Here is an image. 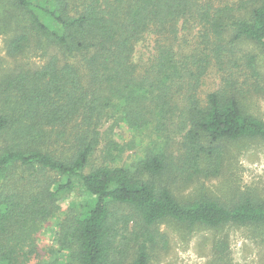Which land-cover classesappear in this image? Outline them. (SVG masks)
<instances>
[{
	"label": "trees",
	"instance_id": "obj_1",
	"mask_svg": "<svg viewBox=\"0 0 264 264\" xmlns=\"http://www.w3.org/2000/svg\"><path fill=\"white\" fill-rule=\"evenodd\" d=\"M197 25L191 51L178 45ZM0 31L15 62L0 78V264H31L53 218V241L34 264H150L155 227L166 219L264 225V199L242 195L229 206L206 192L181 199L173 187L218 176L231 143L264 141V119L245 103L264 95L254 52L264 54V0H0ZM148 36L155 52L143 65L136 50ZM30 50L44 63L17 62ZM229 62L246 79L230 69L203 98L205 76ZM145 135L144 154L122 160ZM78 191V203L62 210ZM132 220L139 229L125 243L129 255H119Z\"/></svg>",
	"mask_w": 264,
	"mask_h": 264
},
{
	"label": "rangeland",
	"instance_id": "obj_2",
	"mask_svg": "<svg viewBox=\"0 0 264 264\" xmlns=\"http://www.w3.org/2000/svg\"><path fill=\"white\" fill-rule=\"evenodd\" d=\"M239 2L240 0H214L217 5ZM182 33L185 35H180L181 39H178L177 43L187 45V49L191 51L201 39L200 26L185 28ZM4 39L5 34L0 31V78L6 67H12L15 64L13 58L6 53ZM155 44V37L148 36L137 45L136 58L143 65L151 63L150 57L155 52ZM243 48L253 51L250 45H243ZM41 52V50H30L20 56L17 62L31 63L32 66L40 65L45 60ZM254 52L259 55L260 68L264 73V54H261L258 49ZM237 67L235 63L229 62L225 64L226 71L220 66L213 68L205 76L200 95L205 98L209 92L220 87L223 75L226 76L230 69H234L242 81L245 80L246 75L241 70H237ZM245 103L249 112L264 119V95L251 97ZM112 122L111 119L106 120L103 130L107 129ZM116 132L119 131L116 129ZM119 133L125 142H130V133L126 128ZM152 133L153 131L150 135ZM168 133L171 137L170 149L174 158H177L182 141L179 125L169 127ZM150 135H145L143 140L136 139L137 143L125 150L122 160L132 163L144 154L145 147L153 136ZM63 143L67 144V142ZM67 147L68 145L65 146ZM100 161L97 160V162ZM173 187L174 192L181 199L195 198L200 193L206 192L229 206L235 204L242 195L252 196L256 200L264 199V141L254 139L231 143L227 149L226 159L224 154L218 176L210 179L200 177L187 184L179 182ZM78 193L80 192H74L61 201L62 210H66L70 203L82 198V196L79 198ZM123 211L130 212L129 208H123ZM56 224V219H50L38 234L39 254L31 264L46 256V248L52 243L57 229ZM126 226L125 229H121L120 239L124 243L120 245L122 252L119 251V255L121 253L129 255L127 254L128 246L125 243H128L127 238L132 239L134 232L139 229L135 220L130 221ZM155 231L157 243L150 250V264H264V225L228 224L220 227L198 225L189 228L174 219H166L156 225ZM123 264H128V261Z\"/></svg>",
	"mask_w": 264,
	"mask_h": 264
}]
</instances>
